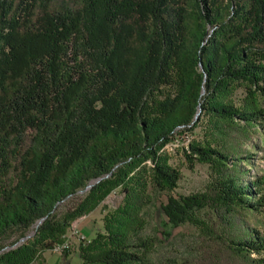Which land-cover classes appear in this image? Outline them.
<instances>
[{
  "label": "trees",
  "instance_id": "obj_1",
  "mask_svg": "<svg viewBox=\"0 0 264 264\" xmlns=\"http://www.w3.org/2000/svg\"><path fill=\"white\" fill-rule=\"evenodd\" d=\"M263 100L264 0H0V264L31 263L115 187L79 264H156L141 233L154 194L166 236L190 222L228 264H264V231L245 217L264 213V168L244 167L253 136L264 142ZM201 117L206 136L184 154L209 180L174 196L158 149Z\"/></svg>",
  "mask_w": 264,
  "mask_h": 264
},
{
  "label": "rangeland",
  "instance_id": "obj_2",
  "mask_svg": "<svg viewBox=\"0 0 264 264\" xmlns=\"http://www.w3.org/2000/svg\"><path fill=\"white\" fill-rule=\"evenodd\" d=\"M205 132V119L201 117L191 123L190 127H180L175 130L171 138L160 145L158 150L166 157V162L177 169L179 173L175 186L169 191L170 194L185 195L205 188L209 180L208 164L188 158L184 154L188 152V143L200 142L206 136ZM253 138L260 146L249 148V151L254 152L252 163L245 162L244 167H249L251 170L262 169L264 168V142L260 144L257 135H254ZM241 148L247 149L245 144H242ZM140 164L142 173L147 175L149 161L146 159ZM86 188L78 189L66 200L60 202L56 207L57 211L61 213L67 207L72 206L82 197ZM121 199L122 192L119 187L110 190L92 209L70 220L62 238L67 241V247L59 250L53 247L43 249L29 264H79L78 246L81 240L77 235L82 233L84 237L91 239L97 232H103V216L113 210L121 202ZM164 200V194H154L153 200L146 203L142 212L145 221L142 224L141 233L148 234L153 238L150 255L156 264H165L166 260L170 258L184 259L191 264H228L230 262L229 260L232 258L228 256V253L222 247H216L212 241H208L205 235H202L190 222L172 227L169 230V235L166 236L164 234L166 230L165 217L159 207V203ZM245 217L250 223L264 231V213H246ZM27 233L25 238L29 237L33 230Z\"/></svg>",
  "mask_w": 264,
  "mask_h": 264
},
{
  "label": "built area",
  "instance_id": "obj_3",
  "mask_svg": "<svg viewBox=\"0 0 264 264\" xmlns=\"http://www.w3.org/2000/svg\"><path fill=\"white\" fill-rule=\"evenodd\" d=\"M77 237L81 240L82 243H84L88 238L84 237V235L82 233L78 234ZM68 243L66 240H61L58 242L53 243L52 247L54 249H63L65 247H67Z\"/></svg>",
  "mask_w": 264,
  "mask_h": 264
},
{
  "label": "water",
  "instance_id": "obj_4",
  "mask_svg": "<svg viewBox=\"0 0 264 264\" xmlns=\"http://www.w3.org/2000/svg\"><path fill=\"white\" fill-rule=\"evenodd\" d=\"M195 117H196V114H195ZM99 179V177H96L95 179H92V180H90L83 188H86V187H88V186H90L91 184H93L95 181H97ZM39 221V219L37 220V222ZM28 235V233L27 234H25V235H23V236H21L19 239H17L14 243H13V245L14 244H16V243H18L20 240H22L23 238H25L26 236Z\"/></svg>",
  "mask_w": 264,
  "mask_h": 264
},
{
  "label": "bare ground",
  "instance_id": "obj_5",
  "mask_svg": "<svg viewBox=\"0 0 264 264\" xmlns=\"http://www.w3.org/2000/svg\"><path fill=\"white\" fill-rule=\"evenodd\" d=\"M88 240H89V239H87L85 242H87ZM85 242H84V243H85Z\"/></svg>",
  "mask_w": 264,
  "mask_h": 264
}]
</instances>
